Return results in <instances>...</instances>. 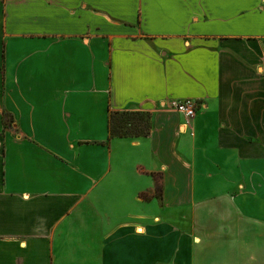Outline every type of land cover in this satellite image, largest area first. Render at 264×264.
<instances>
[{
	"label": "crops",
	"instance_id": "crops-1",
	"mask_svg": "<svg viewBox=\"0 0 264 264\" xmlns=\"http://www.w3.org/2000/svg\"><path fill=\"white\" fill-rule=\"evenodd\" d=\"M0 264H264V0H0Z\"/></svg>",
	"mask_w": 264,
	"mask_h": 264
},
{
	"label": "trees",
	"instance_id": "trees-1",
	"mask_svg": "<svg viewBox=\"0 0 264 264\" xmlns=\"http://www.w3.org/2000/svg\"><path fill=\"white\" fill-rule=\"evenodd\" d=\"M136 115V122L133 123L132 130H123L124 118H118L119 115ZM150 118V112L145 111H112L110 113V134L111 136H146L151 131V123L145 120L144 116ZM6 123L8 120L6 118Z\"/></svg>",
	"mask_w": 264,
	"mask_h": 264
},
{
	"label": "built area",
	"instance_id": "built-area-1",
	"mask_svg": "<svg viewBox=\"0 0 264 264\" xmlns=\"http://www.w3.org/2000/svg\"><path fill=\"white\" fill-rule=\"evenodd\" d=\"M169 105L176 110L183 114L186 118L190 119L194 117L197 112V109L200 105L199 101H194L191 99L186 100H172L170 101Z\"/></svg>",
	"mask_w": 264,
	"mask_h": 264
},
{
	"label": "rangeland",
	"instance_id": "rangeland-1",
	"mask_svg": "<svg viewBox=\"0 0 264 264\" xmlns=\"http://www.w3.org/2000/svg\"><path fill=\"white\" fill-rule=\"evenodd\" d=\"M150 114H151V116H150L149 119H148V117H146V115L144 116V119L145 120H149V122L152 125V113L150 112ZM137 117L138 116H136V115H124V114L119 115L118 118H124L123 120L125 121L123 130H132L133 123L136 122V118ZM157 192H158V195H159L160 194L159 189H157Z\"/></svg>",
	"mask_w": 264,
	"mask_h": 264
}]
</instances>
